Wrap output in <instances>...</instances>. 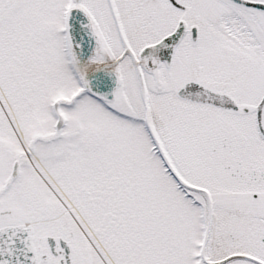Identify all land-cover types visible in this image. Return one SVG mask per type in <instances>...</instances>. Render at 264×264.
Masks as SVG:
<instances>
[{"label": "snow or ice", "instance_id": "snow-or-ice-1", "mask_svg": "<svg viewBox=\"0 0 264 264\" xmlns=\"http://www.w3.org/2000/svg\"><path fill=\"white\" fill-rule=\"evenodd\" d=\"M0 264H264V0H0Z\"/></svg>", "mask_w": 264, "mask_h": 264}]
</instances>
